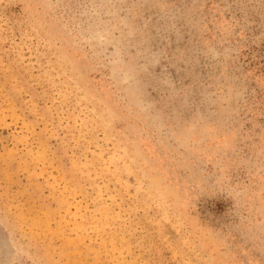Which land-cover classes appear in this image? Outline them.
<instances>
[{"label":"rangeland","instance_id":"1","mask_svg":"<svg viewBox=\"0 0 264 264\" xmlns=\"http://www.w3.org/2000/svg\"><path fill=\"white\" fill-rule=\"evenodd\" d=\"M0 264H264V0H0Z\"/></svg>","mask_w":264,"mask_h":264}]
</instances>
